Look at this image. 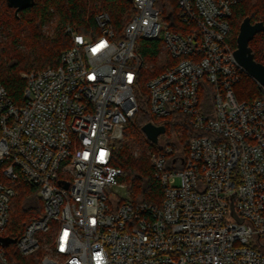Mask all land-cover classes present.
Listing matches in <instances>:
<instances>
[{
    "label": "built area",
    "instance_id": "1",
    "mask_svg": "<svg viewBox=\"0 0 264 264\" xmlns=\"http://www.w3.org/2000/svg\"><path fill=\"white\" fill-rule=\"evenodd\" d=\"M174 1L164 24L160 0H132L120 36L108 14L96 17V33L67 28L72 47L60 64L22 74L23 105L0 84V264H264V97L237 98L248 74L230 43L246 0ZM141 41L159 42L172 60L146 85L150 123L178 113L200 133L186 153L166 133L153 144L160 204L120 195L123 172L112 164L139 109ZM21 180L38 189L44 212L5 246Z\"/></svg>",
    "mask_w": 264,
    "mask_h": 264
},
{
    "label": "trees",
    "instance_id": "2",
    "mask_svg": "<svg viewBox=\"0 0 264 264\" xmlns=\"http://www.w3.org/2000/svg\"><path fill=\"white\" fill-rule=\"evenodd\" d=\"M172 2L171 7H161L165 18L170 19V15L175 14V1ZM134 12L132 0H35L33 8L16 15L15 9L9 8L6 0H0V84L16 105H23L26 81L21 73L58 66L62 54L72 47L67 28H73L80 34L96 33V17L108 14L115 31L122 32ZM247 17L252 23H264V0H246L234 9L230 34V43L234 49L237 48L241 23ZM54 18L57 20L55 32L48 36L43 33V28ZM140 46L145 66L139 70L136 88L139 109L126 127V142L113 146L112 164L122 170L119 181L126 186L132 203L160 204L163 189L150 163V153L155 146L142 141L145 137L142 128L156 121L149 114V92L146 85L151 78L164 72L170 63L161 64L166 53L159 51V42L141 41ZM250 46L255 59L264 64V32L257 34ZM235 92L237 98L245 102L264 97V89L248 75L236 85ZM203 100L211 106L210 90L203 93ZM164 125L166 134L163 137L173 143L178 151L183 148V153L187 152L191 139L200 134L189 125L186 117L178 113L167 117ZM133 144L138 147L137 155ZM15 188L17 194L11 203L9 225L3 234L11 240H17L28 224L44 212V203L35 186L21 180ZM41 253L28 256L25 260H31ZM15 254L17 256V252Z\"/></svg>",
    "mask_w": 264,
    "mask_h": 264
},
{
    "label": "water",
    "instance_id": "3",
    "mask_svg": "<svg viewBox=\"0 0 264 264\" xmlns=\"http://www.w3.org/2000/svg\"><path fill=\"white\" fill-rule=\"evenodd\" d=\"M6 1L9 8L15 9L16 15L35 6V0ZM261 32H264L263 22L252 23L249 17L245 18L240 26L234 56L237 62L246 70L247 74L264 89V64L259 63L255 59L254 51L250 46V42ZM142 132L152 144H158L159 137L166 133V127L148 123L142 128ZM1 240L5 246L16 241L8 238H2Z\"/></svg>",
    "mask_w": 264,
    "mask_h": 264
},
{
    "label": "rangeland",
    "instance_id": "4",
    "mask_svg": "<svg viewBox=\"0 0 264 264\" xmlns=\"http://www.w3.org/2000/svg\"><path fill=\"white\" fill-rule=\"evenodd\" d=\"M251 2L252 1H254V0H250ZM160 2H161V7L163 6V5H168L169 7H171L172 6V4H173V2H172V0H160ZM172 21V19H164V21H163V23L165 24L166 22H171ZM56 24H57V20H56V18H54L53 19V21H51L50 23H48L47 25H45L44 26V28H43V33L44 34H46V35H48V36H52L53 34H54V30H55V26H56ZM123 31V30H122ZM231 32H232V30H231ZM116 34H117V36H120L121 35V32H117L116 31ZM161 46H159V48H160ZM168 63H172V60H171V58L167 55V54H165V56H163V59H162V61H161V64H163V65H167ZM24 72H26V71H24ZM24 72H22L21 73V76H22V74L24 73ZM145 135V134H144ZM142 141L145 143V144H148V143H151L148 139H147V137L145 136L143 139H142ZM124 143V142H126V140H125V137L122 139V140H119V141H117L115 144H121V143ZM133 147H134V153L137 155L138 154V147H137V145H135V144H133L132 145ZM119 194L120 195H122V196H128V192H127V188H126V186L124 187V189H121L120 191H119ZM43 236L44 237H48L47 236V234H44V235H42L41 236V238H42V240H43ZM6 251H7V253L9 254V257L10 258H15V259H17V256H16V252H17V248H16V246L15 245H10L9 247H7L6 248ZM29 260V259H28Z\"/></svg>",
    "mask_w": 264,
    "mask_h": 264
}]
</instances>
